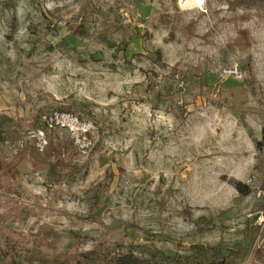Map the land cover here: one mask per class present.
I'll return each instance as SVG.
<instances>
[{
    "label": "rangeland",
    "instance_id": "374dc122",
    "mask_svg": "<svg viewBox=\"0 0 264 264\" xmlns=\"http://www.w3.org/2000/svg\"><path fill=\"white\" fill-rule=\"evenodd\" d=\"M263 131L264 0H0V264H264Z\"/></svg>",
    "mask_w": 264,
    "mask_h": 264
},
{
    "label": "trees",
    "instance_id": "16d2710c",
    "mask_svg": "<svg viewBox=\"0 0 264 264\" xmlns=\"http://www.w3.org/2000/svg\"><path fill=\"white\" fill-rule=\"evenodd\" d=\"M246 46H249V42H245ZM257 147L259 150H264V131L262 140L257 143ZM1 162V161H0ZM2 163V162H1ZM4 168L6 171L4 173H13L14 168L13 166L5 164ZM238 191L242 192L239 188ZM85 262H81L79 260L77 264H87L92 261H97L99 264H140L139 260L131 254H127L121 257H112L109 253L105 252L104 250H93L83 255L82 257ZM1 261V258H0ZM28 264H33V261L29 262ZM206 264H227L225 260H221L218 262L217 260L214 262H209Z\"/></svg>",
    "mask_w": 264,
    "mask_h": 264
},
{
    "label": "built area",
    "instance_id": "2783aa9c",
    "mask_svg": "<svg viewBox=\"0 0 264 264\" xmlns=\"http://www.w3.org/2000/svg\"><path fill=\"white\" fill-rule=\"evenodd\" d=\"M203 1V0H202Z\"/></svg>",
    "mask_w": 264,
    "mask_h": 264
}]
</instances>
